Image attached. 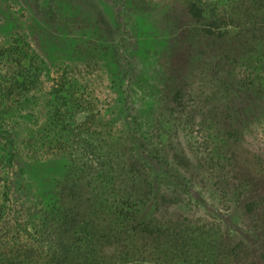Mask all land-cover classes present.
Masks as SVG:
<instances>
[{
	"label": "rangeland",
	"instance_id": "rangeland-1",
	"mask_svg": "<svg viewBox=\"0 0 264 264\" xmlns=\"http://www.w3.org/2000/svg\"><path fill=\"white\" fill-rule=\"evenodd\" d=\"M15 73L6 211L42 256L69 237L68 264H264V0H0V95Z\"/></svg>",
	"mask_w": 264,
	"mask_h": 264
},
{
	"label": "trees",
	"instance_id": "trees-1",
	"mask_svg": "<svg viewBox=\"0 0 264 264\" xmlns=\"http://www.w3.org/2000/svg\"><path fill=\"white\" fill-rule=\"evenodd\" d=\"M51 21L53 23L56 22L57 24L56 20L53 21L51 19ZM6 51H9V49H7ZM4 55L7 60L11 56H15V54H12L10 52ZM40 61L41 62H39L37 65L35 64L34 66H32L33 75L30 78V83L38 80L39 75L42 71H48L44 61ZM8 71L9 70L7 69L6 73H8ZM23 77L24 76L19 73H15V75H12V80H10V82L8 83L9 87H6L5 92L0 95V166L3 167V177L2 179L0 178V181H2V183H0V264H57V259L59 264H68L70 263L69 260H74V255L76 252H79L82 244L80 246L77 242L70 239L69 237H61L59 240V251H57V242L51 243L47 246V248L48 250L52 249V251H47L45 252V255L42 256V252L40 249H42L43 247L42 242H44V239L38 240L36 238H33L29 229V223L26 221L22 222V215L15 213V211L17 210L14 211L11 209V211H6V200L9 202L10 199H13V203H15L19 202L21 198L19 186L21 182H23L22 174L24 173V171L22 164L24 163V161H22V158L19 155V151L17 150V147L15 145V138H13L12 130L8 125H5L4 123V116L9 112L6 107H11L8 104V99L5 100V96H8L13 92V90L15 89V84L18 83V87L20 86L19 78ZM27 81L28 76L27 78H25V80L21 81V84H25ZM49 104L50 107H52V114L49 118V125L51 126V128H49V131H51L57 128V125L62 122L61 118H65L68 112H71V107L63 106V109H61V107H58L60 105H58L57 103V91L55 93V97L49 101ZM59 125L61 126L62 130H69L65 126H62L61 124ZM142 143L143 145L147 144L148 146L146 140ZM52 156H55V158L57 159V153H54ZM54 183L55 180L53 184ZM49 192L50 191L47 190L46 195L44 194L46 198L49 195ZM50 193L51 194L49 196L52 197V192ZM46 205H51L49 199L46 200ZM5 216H7L6 220L10 223L9 229L13 232L11 235H7L6 233L4 235H1L2 224L5 222L1 220L3 219V217L6 218ZM66 217L67 216H64L62 218L60 225L64 227L65 233H70V229H66L67 224L70 223L69 219H67ZM46 225L47 224L45 221L40 225L39 231L41 233H43L42 229ZM90 244H92V242ZM88 246L89 244L86 247Z\"/></svg>",
	"mask_w": 264,
	"mask_h": 264
}]
</instances>
